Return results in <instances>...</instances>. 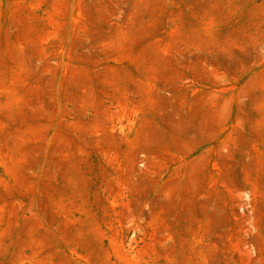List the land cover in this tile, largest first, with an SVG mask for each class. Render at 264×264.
<instances>
[{
  "label": "rangeland",
  "instance_id": "374dc122",
  "mask_svg": "<svg viewBox=\"0 0 264 264\" xmlns=\"http://www.w3.org/2000/svg\"><path fill=\"white\" fill-rule=\"evenodd\" d=\"M0 264H264V0H0Z\"/></svg>",
  "mask_w": 264,
  "mask_h": 264
}]
</instances>
